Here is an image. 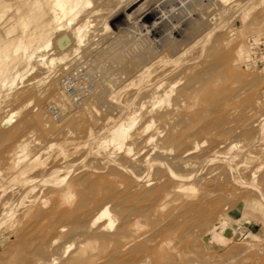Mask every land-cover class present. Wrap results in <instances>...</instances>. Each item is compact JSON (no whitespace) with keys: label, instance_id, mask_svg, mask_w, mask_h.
Masks as SVG:
<instances>
[{"label":"rangeland","instance_id":"rangeland-1","mask_svg":"<svg viewBox=\"0 0 264 264\" xmlns=\"http://www.w3.org/2000/svg\"><path fill=\"white\" fill-rule=\"evenodd\" d=\"M169 1L56 19L46 0H0V42L50 43L0 82V264H264V0ZM79 64L93 86L73 101ZM105 206L114 224L95 225Z\"/></svg>","mask_w":264,"mask_h":264},{"label":"bare ground","instance_id":"bare-ground-1","mask_svg":"<svg viewBox=\"0 0 264 264\" xmlns=\"http://www.w3.org/2000/svg\"><path fill=\"white\" fill-rule=\"evenodd\" d=\"M172 1V0H171ZM176 1V0H175ZM178 1V0H177ZM90 3L91 0H46V3L49 7L52 8V6H54V15L56 16V19L57 18H60L62 16V14L64 15L65 13H68L70 11H74V10H77L80 6H82L83 4H86V3ZM168 2H170L168 0ZM177 3V2H175ZM171 4V3H170ZM195 4V3H194ZM174 5V4H172ZM138 11V10H137ZM136 11V12H137ZM156 12V18H155V22L153 24V26L156 25V23L158 21H161L162 18L164 17V13H162L161 11H159V9H155L154 10ZM140 12V11H139ZM145 12V11H144ZM143 12V13H144ZM142 12H140L139 14H141ZM151 12H148L144 15V17L140 18L139 20H137L136 22L137 23H141V22H144L145 20H150V14ZM55 19V18H53ZM188 21H189V18L187 20H185L183 22V24L185 25V29L181 30V37L182 35L185 33L186 31V26L188 25ZM199 23V22H198ZM196 24V22H195ZM200 24V23H199ZM107 26V25H106ZM80 26H75L73 27L72 29V33L76 34L79 39L78 41L81 43L83 42V35L79 34L80 32ZM197 28V27H196ZM160 31V30H159ZM162 33L161 35L158 37V38H155V40L160 43L161 46H163L164 48L170 46L169 48H171V44H174L176 43L177 41L181 40V37H179V39L177 40V38L172 35V30L170 28H167V27H164L163 30H161ZM188 34V33H187ZM186 35V34H185ZM27 36V35H26ZM189 36V35H188ZM12 38V37H11ZM11 40V39H10ZM13 43L9 41V39H5V40H1L0 42V82H2V85H6L7 81L10 80V79H13L15 77H17V73L18 70H16V68L18 67V65L21 64L22 61L25 60L24 64H26V66L28 65L29 63V60L34 56V54L36 53V50H38L39 48L41 47H47L50 43H46V42H41V44H39L36 48H32V43L31 42H28V44L26 45V47L24 48V51L23 53L21 54L20 51L22 50V43L19 42V39L17 40V38H14L13 37ZM184 41V40H183ZM67 43V39L63 38L61 39V45H65ZM177 47V46H176ZM32 48V49H31ZM29 49H31V52L29 51ZM177 49V48H175ZM67 55H64V57L62 59H65ZM138 57H142V58H145L146 55L144 54H138ZM142 60V59H141ZM14 82V81H13ZM12 82V83H13ZM169 92L167 91L165 93L164 96H166ZM67 96V95H66ZM69 98V97H68ZM161 98H163L161 96ZM159 99L158 101H156V103L158 104H161L162 105V102H163V99ZM72 100V99H70ZM138 123V120H137V117L136 116H133L131 121L128 122L127 124L126 123H121L119 124L112 132L113 134V137L111 138V141L112 142H117L119 145H122L123 142L121 140L122 136H125L129 130L131 128H133L136 124ZM151 127V125H147L144 127V131L149 129ZM143 132V131H142ZM26 140V139H25ZM25 140H22L21 141V145L19 147H25ZM154 140V134L150 135V136H147V138H145V141L147 143H150L151 141ZM231 146V145H230ZM251 146V145H250ZM228 147H229V144H228ZM236 147V146H234ZM99 149V148H98ZM248 150V149H247ZM14 151V149L10 150L9 153H12ZM131 151V149H129V152ZM212 155V154H211ZM115 167H113L114 169ZM119 168V166H118ZM121 168V167H120ZM116 169V168H115ZM123 169V168H122ZM182 169V168H181ZM119 170V169H117ZM124 171V170H123ZM129 171V170H127ZM180 171V170H179ZM134 172V171H133ZM191 172V171H190ZM131 173V172H129ZM183 174V173H182ZM189 174V173H187ZM187 176V175H186ZM194 176V174H190L189 176L187 177H192ZM196 176V174H195ZM194 176V177H195ZM198 176V175H197ZM175 187L179 188L185 196H191L189 194V191L191 190L192 188V185L191 183L187 184L184 182V180L179 184H177ZM108 188V187H107ZM139 190V189H138ZM89 193V192H88ZM95 194V193H94ZM126 197V196H125ZM74 198L73 194L71 193L70 190H68L67 192L63 193V195L61 196L60 200H59V207H61L62 205L64 204H69L70 201ZM87 198V197H86ZM190 198V197H189ZM91 199V198H90ZM109 201V199H108ZM109 204V203H108ZM106 204V205H108ZM109 206V205H108ZM108 206H105L103 209L100 210V214L99 215H95L96 218L94 219V224L96 225V223H98V221L102 218H105V217H109V220L107 222L104 223L105 227H108V225H113L114 222H113V219L111 218V212H110V209ZM95 208V207H94ZM81 209V208H80ZM89 210V209H88ZM95 211V210H94ZM93 212V211H92ZM94 218V217H93ZM92 218V219H93ZM91 223V221H90ZM12 225V224H11ZM80 225V224H79ZM94 225V226H95ZM126 225V224H125ZM99 226V225H98ZM102 228V227H101ZM99 229V228H98ZM97 229V230H98ZM104 238V236H103ZM75 241V240H74ZM56 241H54V243H56ZM90 242V241H89ZM101 243V242H100ZM101 245V244H100ZM103 245V244H102ZM81 246V245H80ZM102 247V246H101ZM107 248V247H105ZM45 249V248H44ZM102 249V248H101ZM56 250V249H55ZM104 250V249H103ZM58 251V250H56ZM51 252V251H50ZM60 252V251H59ZM62 252V251H61ZM63 253V252H62ZM52 255V254H50ZM55 255V254H54ZM57 256V255H56ZM53 257V256H52ZM74 257V256H73ZM78 259V258H77ZM54 260V259H53ZM46 264V263H45ZM50 264V262H49ZM54 264V263H53ZM106 264V263H105Z\"/></svg>","mask_w":264,"mask_h":264},{"label":"built area","instance_id":"built-area-1","mask_svg":"<svg viewBox=\"0 0 264 264\" xmlns=\"http://www.w3.org/2000/svg\"><path fill=\"white\" fill-rule=\"evenodd\" d=\"M92 81L88 73L84 72L83 64H79L62 77V88L66 95L73 101H83L92 89ZM53 110L57 109L55 104Z\"/></svg>","mask_w":264,"mask_h":264}]
</instances>
